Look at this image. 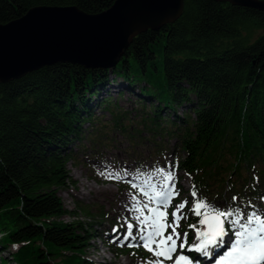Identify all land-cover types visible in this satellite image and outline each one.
Wrapping results in <instances>:
<instances>
[{
	"label": "trees",
	"instance_id": "trees-1",
	"mask_svg": "<svg viewBox=\"0 0 264 264\" xmlns=\"http://www.w3.org/2000/svg\"><path fill=\"white\" fill-rule=\"evenodd\" d=\"M114 2L0 0V23L39 5H75L95 14ZM116 84L121 94L127 90L151 105L139 115L143 128L130 130L122 123L126 114L117 110L110 89ZM96 109L108 110L112 119L102 121ZM85 124L91 126L93 146H101L108 128L122 127L131 141H143L146 131L148 156L190 179L191 195L197 192L192 207L203 199L221 210L240 208L245 216L258 211L264 199V11L186 0L174 22L133 37L114 67L59 62L0 82L4 263L56 264L52 255L65 256L62 264L87 263L92 224L68 209L59 194L76 185L68 169L77 159L70 145L83 146ZM182 188L179 184L176 200ZM189 213V226H199L200 217L192 208ZM66 215L73 218L65 220ZM225 228L232 229L227 223ZM194 243H187L189 249ZM14 244L19 247L11 252ZM190 255L197 260L203 254Z\"/></svg>",
	"mask_w": 264,
	"mask_h": 264
},
{
	"label": "rangeland",
	"instance_id": "rangeland-1",
	"mask_svg": "<svg viewBox=\"0 0 264 264\" xmlns=\"http://www.w3.org/2000/svg\"><path fill=\"white\" fill-rule=\"evenodd\" d=\"M110 89L112 90L111 94L114 97L117 110L126 114V118L122 122L124 126L130 128V130L143 128L139 115L144 111L152 110L151 105L148 102L143 104L134 93L127 90H124V94H121L119 92L121 91L120 86L117 84ZM96 111H98V116L101 117L102 121L112 119L108 110L101 112L96 109ZM180 111L182 110L180 109ZM90 128L91 126L84 125L87 134L82 139L83 146L74 145L73 143L70 145L74 148L77 159L75 162L69 163L68 169L76 185L64 188L59 192L68 209L75 210L80 218L92 224L91 236L84 256L87 260L85 264H149L156 257L143 247V241L139 238L140 225L135 218L140 213L132 209L134 201L131 196L137 195L141 207L148 203V197L139 194L138 190L132 189L127 181L131 180L133 183L143 184L145 179L151 177V183L159 187L160 177L154 174L155 170L158 168L170 169L160 159H151L148 156L149 151H151V145L148 143V133L146 131L141 136L144 139L143 141L138 137L131 141L123 132L122 127L108 128L103 135L102 143L99 144L101 146H93V138L88 136ZM160 139L158 137L157 140ZM168 140L167 138L164 139V141L169 143L170 141ZM97 141H100V139ZM170 143L172 144V142ZM171 158L169 150L167 152V160L171 162ZM108 172H120L121 175L127 172L129 175L123 180H115L108 179L106 175L100 174ZM178 178H180V183H178ZM179 184L183 186V193L179 200H176L178 195L174 196L167 208V223L171 224L173 222L172 213L175 211L176 206L187 201L186 207L181 212L184 218L179 221V227L176 231L180 233L181 240H183L184 234L187 233V243L198 242L196 230L189 228L190 223H188V218L191 216V213H189L190 208H193L192 204L194 201L191 195V182L182 172L177 173L175 176V190L178 193H180L177 190ZM145 190H148L147 185H145ZM79 203L85 205L84 208L80 207ZM260 204L262 205L257 212L264 213V199L260 201ZM155 206H157L155 201L149 204V207ZM86 211H90L92 215H87ZM101 213L102 215H100ZM144 215H149L147 209ZM72 218L73 216L71 215L64 217L65 220H71ZM128 222L134 224L133 236L136 239L129 238L124 240ZM121 225L122 227H120ZM88 226L90 227V225ZM114 227H119V231L114 232ZM172 231V228L169 227L164 235L167 236ZM234 239V230L231 229L228 235L223 238L221 245L209 248L212 254L211 258L209 259L207 258L208 256L203 255L201 259L208 261L209 264H215V261L230 249L231 241ZM181 240L177 241V251L173 254L172 259L164 260V264H175V259L180 254L191 258L190 252L194 250H189V247L180 248ZM16 248V245H12L9 250L13 252ZM128 250H140L144 253V256L133 255ZM5 254H8L7 250L0 254V264H15L13 260L4 263L1 256ZM52 257L56 264H62L63 261H66L65 256L52 255Z\"/></svg>",
	"mask_w": 264,
	"mask_h": 264
},
{
	"label": "water",
	"instance_id": "water-1",
	"mask_svg": "<svg viewBox=\"0 0 264 264\" xmlns=\"http://www.w3.org/2000/svg\"><path fill=\"white\" fill-rule=\"evenodd\" d=\"M185 1L115 0L95 14L75 5L35 6L20 18L0 23V82L59 62L114 67L133 37L174 22ZM217 1L264 11V0Z\"/></svg>",
	"mask_w": 264,
	"mask_h": 264
},
{
	"label": "snow or ice",
	"instance_id": "snow-or-ice-1",
	"mask_svg": "<svg viewBox=\"0 0 264 264\" xmlns=\"http://www.w3.org/2000/svg\"><path fill=\"white\" fill-rule=\"evenodd\" d=\"M100 174L106 175L108 179L115 180H123L129 175L127 172L123 175L120 172ZM154 174L160 177L159 187L151 183V177L145 179L143 184L133 183L131 180L127 182L130 183L132 189H136L139 194L148 197V203L141 207L137 195L131 196L134 201L132 209L140 213L135 218L140 225L139 238L143 241V247L156 257L149 264H164V260H171L173 254L177 251V241L181 240V237L176 229L179 227V221L184 218L181 212L186 207L187 201L176 206L175 211L172 213L173 222L171 224L167 223V208L174 196L179 195L175 190V173L171 170L158 168ZM145 185L148 187L147 191ZM192 195L196 197L197 192L193 191ZM152 201H155L157 206L149 207ZM146 209L149 215H144ZM192 211L202 219L199 220V226L195 224L189 226L196 230L198 241L191 245L189 250L202 253L204 256H211L209 248L221 245L223 238L228 235L229 229L225 228L227 223L234 230L235 239L231 241L230 249L220 256L215 264H264V213L253 210L245 216L240 208L221 210L203 199L196 201ZM169 227L173 231L165 236L164 233ZM133 228L134 224L128 222L124 240L136 239L133 236ZM113 231H119V227H114ZM179 246L180 248L188 247L187 233L184 234ZM175 264H194V262L192 258L180 254L176 257Z\"/></svg>",
	"mask_w": 264,
	"mask_h": 264
},
{
	"label": "bare ground",
	"instance_id": "bare-ground-1",
	"mask_svg": "<svg viewBox=\"0 0 264 264\" xmlns=\"http://www.w3.org/2000/svg\"><path fill=\"white\" fill-rule=\"evenodd\" d=\"M224 255V254H223ZM222 256V255H221Z\"/></svg>",
	"mask_w": 264,
	"mask_h": 264
}]
</instances>
